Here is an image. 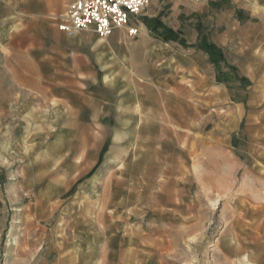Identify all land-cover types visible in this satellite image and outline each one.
<instances>
[{
    "label": "rangeland",
    "instance_id": "obj_1",
    "mask_svg": "<svg viewBox=\"0 0 264 264\" xmlns=\"http://www.w3.org/2000/svg\"><path fill=\"white\" fill-rule=\"evenodd\" d=\"M71 1L0 0V264H264V0L66 35L69 74L100 58L65 86L36 46Z\"/></svg>",
    "mask_w": 264,
    "mask_h": 264
},
{
    "label": "built area",
    "instance_id": "obj_2",
    "mask_svg": "<svg viewBox=\"0 0 264 264\" xmlns=\"http://www.w3.org/2000/svg\"><path fill=\"white\" fill-rule=\"evenodd\" d=\"M151 0H72L55 16L56 27L69 37L91 31L107 39L116 30L130 38L139 35V16Z\"/></svg>",
    "mask_w": 264,
    "mask_h": 264
},
{
    "label": "crops",
    "instance_id": "obj_3",
    "mask_svg": "<svg viewBox=\"0 0 264 264\" xmlns=\"http://www.w3.org/2000/svg\"><path fill=\"white\" fill-rule=\"evenodd\" d=\"M84 33H91V34L96 35L95 33L91 32V31H84ZM116 33H123L125 35L123 30H116L108 38L114 36ZM46 34L50 35L51 39H53V42L49 46H46V45H43V46L37 45L36 46V44H31L28 42V45L31 44L32 48H35V46H36V48H39L40 59L45 62V64H43L44 71L46 70V72H44V74H49L50 78L52 77V74H54L55 78H57V77L62 78L63 77L64 80L60 81L61 82L60 84L62 85L63 83H65V86L67 84H76V83H79V84L85 86L86 84L87 85L94 84L95 81H97L98 76L96 75V73H93L92 70H90L89 68L84 69L83 67H85V66L89 67V64L87 62H89L92 59V55L94 57L96 56V59L100 58L99 51H98L99 50L98 43L91 45V47L89 45L88 46L89 48L87 46H85L86 47V48L84 47L85 49L80 50L81 53L80 52L77 53V54H79V57H78V59L77 58H75V59L80 61L81 65L73 66L72 68H70L71 72L69 74V67H68L67 62H66L67 56H68V50H67V47L65 45H63V43L61 42V40L66 35L63 32L59 31L57 28L56 29L50 28ZM107 39H100V41L101 40H107ZM28 45H26V47L29 49L30 47ZM6 46H7V48L11 49V51H9L11 53H5V51H3V48H0V51L4 52V54H6V57H5L6 59H10V58L12 59V57H13L12 54L14 52L17 54H20V49H19V46L17 45V40L15 41L14 38L13 39L11 38L10 40H8ZM23 70H28V68L27 69H19V66L12 65L11 66L12 78L15 79V77H17V78L20 77L19 74L21 72H23ZM87 72L89 73V75L91 77V81L87 80L88 79L87 78L88 75L86 74ZM84 74L87 75L86 78L81 76V75L84 76ZM68 76H71L72 78H69ZM105 79H106V77H105ZM22 81L23 82H29L28 80L26 81L24 79ZM107 82H108V80H107ZM80 108H82V107H80ZM77 115H78V113H77ZM165 199H167V198H165ZM175 200H176V198H173L172 200H168V201L174 202Z\"/></svg>",
    "mask_w": 264,
    "mask_h": 264
},
{
    "label": "bare ground",
    "instance_id": "obj_4",
    "mask_svg": "<svg viewBox=\"0 0 264 264\" xmlns=\"http://www.w3.org/2000/svg\"><path fill=\"white\" fill-rule=\"evenodd\" d=\"M235 241V240H234ZM237 244V243H236Z\"/></svg>",
    "mask_w": 264,
    "mask_h": 264
}]
</instances>
